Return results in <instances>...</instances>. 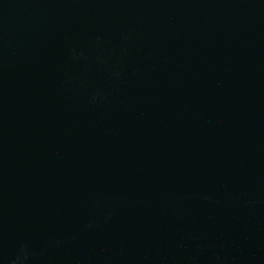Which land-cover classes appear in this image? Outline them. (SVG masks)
<instances>
[{
    "label": "water",
    "instance_id": "obj_1",
    "mask_svg": "<svg viewBox=\"0 0 264 264\" xmlns=\"http://www.w3.org/2000/svg\"><path fill=\"white\" fill-rule=\"evenodd\" d=\"M0 264H264V0H0Z\"/></svg>",
    "mask_w": 264,
    "mask_h": 264
}]
</instances>
